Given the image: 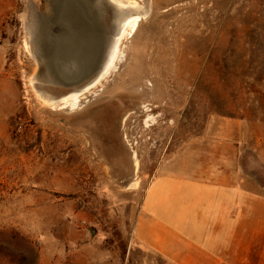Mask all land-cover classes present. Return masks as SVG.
Segmentation results:
<instances>
[{
    "label": "rangeland",
    "instance_id": "rangeland-1",
    "mask_svg": "<svg viewBox=\"0 0 264 264\" xmlns=\"http://www.w3.org/2000/svg\"><path fill=\"white\" fill-rule=\"evenodd\" d=\"M218 164L264 192V0H0V264H176L137 236L147 191Z\"/></svg>",
    "mask_w": 264,
    "mask_h": 264
},
{
    "label": "crops",
    "instance_id": "crops-1",
    "mask_svg": "<svg viewBox=\"0 0 264 264\" xmlns=\"http://www.w3.org/2000/svg\"><path fill=\"white\" fill-rule=\"evenodd\" d=\"M200 171L155 178L138 238L176 264H264V192L222 164Z\"/></svg>",
    "mask_w": 264,
    "mask_h": 264
},
{
    "label": "bare ground",
    "instance_id": "bare-ground-1",
    "mask_svg": "<svg viewBox=\"0 0 264 264\" xmlns=\"http://www.w3.org/2000/svg\"><path fill=\"white\" fill-rule=\"evenodd\" d=\"M112 2H116V0H111ZM81 10V9H80ZM77 10V9H73V8H65V7H60L58 9V15H57V20L61 21L62 23V27H63V35L61 36V38H59L57 41H55V45L56 48L59 52H62V63L64 65L61 66L59 72L61 74H63L64 77H67L68 75H70V72L68 71L69 68H73L71 67V64L74 62V60H80L81 59V55L83 54L85 48L83 49V52H74L76 49L79 50V46L81 45L82 40H80L77 37V32H82L83 29H81V26L83 25L80 22H84L83 20V13L82 10ZM135 16V19L133 20V22L131 23V31L129 33V36H132L138 26H139V22H140V17ZM73 18H77V25L75 26H71V19ZM85 27V24L83 25ZM85 29V28H84ZM42 30H44V34H40L41 39H43L44 41L46 40H50V36L47 33V28L46 26L42 27ZM39 33V32H38ZM124 35V34H123ZM123 38L121 37L116 45L115 51L110 59V61L108 62V64L106 65L105 69L101 72L99 78L97 81H100L104 78H106V76H108L109 74H111L110 72L112 70H115L117 68V64L122 62V57L120 56V54H118L119 51V46L121 43V40ZM77 46V47H76ZM72 48L73 51H69ZM76 48V49H75ZM82 48V47H80ZM67 49L69 51V53H67ZM75 49V50H74ZM61 54V53H60ZM75 56V57H74ZM80 70V68H79ZM79 71H77L76 73H78ZM113 72V71H112ZM80 93V92H79ZM79 93L76 94H72L71 96H67L64 101L66 102L67 106H69V108H71L72 110H76L82 107V97L83 95H80ZM102 164V163H101Z\"/></svg>",
    "mask_w": 264,
    "mask_h": 264
}]
</instances>
